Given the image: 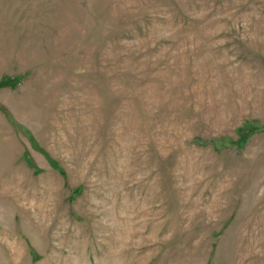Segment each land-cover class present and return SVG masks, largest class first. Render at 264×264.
I'll list each match as a JSON object with an SVG mask.
<instances>
[{
	"label": "rangeland",
	"instance_id": "rangeland-1",
	"mask_svg": "<svg viewBox=\"0 0 264 264\" xmlns=\"http://www.w3.org/2000/svg\"><path fill=\"white\" fill-rule=\"evenodd\" d=\"M0 264H264V0H0Z\"/></svg>",
	"mask_w": 264,
	"mask_h": 264
}]
</instances>
